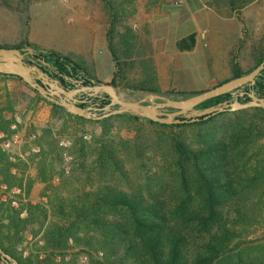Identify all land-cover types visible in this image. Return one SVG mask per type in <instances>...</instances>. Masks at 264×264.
<instances>
[{"label": "rangeland", "instance_id": "1", "mask_svg": "<svg viewBox=\"0 0 264 264\" xmlns=\"http://www.w3.org/2000/svg\"><path fill=\"white\" fill-rule=\"evenodd\" d=\"M99 1L110 13L106 35L100 28L92 31L91 18H88L91 14L83 6L86 1L0 0V46L23 44L25 52L30 54L34 50L25 44L31 43L32 39L33 45L39 49L42 47L73 59V52L68 51L70 48L65 47L62 40L65 37L81 39L82 57L89 62L87 52L90 49L86 46L94 44L92 52L101 73L97 75L105 78L116 71L109 40L120 64L116 86H112L120 99L146 106L183 100L164 92L158 95L135 89L142 82L150 83L147 71L151 60L147 62L145 58L141 32L152 20V15L156 17V12L165 13L162 8L171 0ZM204 1L206 8H212L213 3ZM252 1L255 3L250 10L264 5V0ZM191 2L195 8H204L197 0L187 3ZM229 2L233 10H238L239 16L244 2ZM243 22L244 38L235 47L233 59L237 60L242 71L250 73L264 50V31L254 16ZM152 35L163 36L165 33L157 30ZM199 69L205 75L192 76L194 80L190 79L188 85L184 83L187 90L181 88L182 91L199 93L206 88L209 75ZM224 73L221 70L211 76L218 80ZM0 74V104L16 107L19 120L15 122L23 135L20 143L11 147L15 161H11L4 151L10 171L0 163V185L8 186L6 190L0 189V246L6 251L0 250L11 257L10 264H14V260L18 264H108L109 256L93 240L94 237L101 239L102 231L89 223L67 220L61 211L68 212L69 205L79 195L107 186L175 201L178 180L173 166L175 151L171 138L180 134L188 143L198 144L208 134L221 133L231 122L242 117L241 112L230 111L216 122L202 127L200 134L195 127L171 130L152 125L148 118L134 111L117 113L121 110L117 104L104 107L102 114L89 107L91 118H78L65 108L54 109L50 100L38 94L23 79ZM232 76L233 71L230 73ZM82 88L77 84L76 89ZM104 94V90L86 89L74 98L80 102L84 97L102 98ZM234 103L239 102L234 100L231 104ZM170 110L164 109L163 112ZM239 111L246 112L249 118L261 116L252 108ZM66 141L70 143L64 147L63 142ZM111 154L114 155L112 158ZM246 155L264 156V139L251 141ZM19 188L21 191L18 192ZM13 201L18 205L13 206ZM20 210L19 214L15 212ZM48 229H55L58 235L63 234L53 246L44 239ZM77 238L84 240L77 243ZM248 241L264 243V232L252 234Z\"/></svg>", "mask_w": 264, "mask_h": 264}, {"label": "trees", "instance_id": "2", "mask_svg": "<svg viewBox=\"0 0 264 264\" xmlns=\"http://www.w3.org/2000/svg\"><path fill=\"white\" fill-rule=\"evenodd\" d=\"M25 47L32 48L34 52H25L23 44L0 46V49L22 50L27 54L28 64L39 65L67 90L76 89L77 84L83 87L101 84L89 78L69 57L39 49L28 42ZM109 49L117 68L110 84L115 87L120 64L112 42H109ZM261 64H264V50L259 54L256 67ZM231 68V79L248 74L240 69L234 59ZM6 76L22 80L15 75ZM154 82L155 78L152 77L151 83ZM143 85L135 89L160 93L156 87ZM238 90L244 92V96L238 99L240 104L251 102V93L264 99V70L256 78L255 84L245 85ZM232 101L233 95L228 93L207 100L196 110L231 104ZM110 104L108 94L102 98L84 97L79 102L80 107H93L100 111L99 114ZM52 106L65 110L54 101ZM252 109L261 116L249 118L244 111H234L241 112L242 117L231 122L221 133L208 134L198 144L188 143L180 134L171 138L175 151L173 166L178 180L175 201L107 186L79 195L69 205L68 212L61 211L63 217L79 224L89 223L102 231L101 239L94 237L93 240L109 256L108 264H264V243L248 241L252 234L264 232V156L246 155L251 141L264 139V108ZM5 111L10 113L13 107L0 104V131L11 136L18 127L17 130L11 129L16 120L13 116H7ZM228 112L230 110L181 124L165 125L149 119L148 122L171 130L195 127L200 134L202 127L216 122ZM113 156L110 155L111 158ZM0 163L3 166L9 164L1 149ZM6 169L10 171L9 167ZM15 212L19 214L21 210ZM62 236L55 229H48L44 239L49 246H53ZM83 240L77 238L76 242ZM0 248L5 250L2 246ZM0 264L10 263L2 256Z\"/></svg>", "mask_w": 264, "mask_h": 264}, {"label": "crops", "instance_id": "3", "mask_svg": "<svg viewBox=\"0 0 264 264\" xmlns=\"http://www.w3.org/2000/svg\"><path fill=\"white\" fill-rule=\"evenodd\" d=\"M81 1H86L83 3V6H85L86 10L91 14L88 18H91L92 31L100 28L103 34L106 35L110 25V13L105 4L101 3L99 0ZM197 1L201 3V5L203 4V9L199 6L195 8L196 5L191 2L187 3V5L178 12L169 10V7L166 5L162 8L165 13L161 12L159 14L156 12V17L155 14L152 15V20L148 22L144 32H141L140 35L143 40L142 46L146 52L145 58L147 62L151 60V64L147 71L150 83L142 82L140 85L144 84L148 88L156 86L160 91L159 94L164 92L175 95L177 98L183 100L191 98L193 95L190 94L197 95L211 90L232 78L230 77V73L232 74L231 63L233 61V52L238 42L242 41L244 38L243 20L251 19L253 16L258 18L261 22V30L264 31V5L258 6L259 8L257 7L255 10H250L255 1L235 0L236 2H244L241 3V14L238 16V10H233L234 8L231 7L229 0H207V2L213 3L212 8H206L204 0ZM187 23L189 24L186 25ZM157 30L165 33V35H152L153 32ZM30 41L32 44H35L32 39ZM80 42L81 39L77 38L68 39L65 37L62 40V44L70 48L68 51L73 52L74 56L72 60L84 70L89 78L93 81H99L101 84L112 81L115 74L114 72L112 75L109 74L108 77L105 78L98 77L97 75L101 73L98 71L99 67L92 52L94 44H87L86 46L87 49H90V51L87 52L89 62H86L82 57ZM107 42L109 46V40ZM41 49L46 50L42 47ZM199 67L209 75L210 79L208 80L209 82L206 88L199 93L198 91H193L194 93L182 91V89L187 90L185 89L186 86L184 83L187 84L190 79L194 80L192 76L196 77L199 73L204 74L200 72ZM221 70L226 73L218 80H214L212 73H218L221 72ZM142 74L143 78H145L144 69L142 70ZM152 77L155 78L154 84L151 83ZM5 114L9 117L13 116L16 122L19 120L16 107H13V111L10 113H6L5 111ZM16 128V123L11 125L12 130ZM21 139H23L21 129H18L17 132L11 136H7L0 131V148L2 151H4V149L6 151L5 146L7 144L14 146L15 144H19Z\"/></svg>", "mask_w": 264, "mask_h": 264}, {"label": "water", "instance_id": "4", "mask_svg": "<svg viewBox=\"0 0 264 264\" xmlns=\"http://www.w3.org/2000/svg\"><path fill=\"white\" fill-rule=\"evenodd\" d=\"M26 56L27 54L20 49L1 48L0 72L20 77L33 89L37 90L44 98L50 100L51 102H56L65 108L69 113L81 118H91L92 116L90 108L80 107L79 102L74 98L79 92L86 89L94 91L104 90V92L112 99L110 106L112 104H117L121 107V110L117 111V113L134 111L153 122L165 125L196 122L201 117H208L210 115L223 113L228 110L239 111L248 108H264V99L258 98L255 94H253L251 96L252 101L246 104L224 103L218 107H212L202 111L196 110L197 106L207 100L231 93L245 85L255 84L256 78L264 70V64L259 65L244 76L233 78L211 90L192 96L191 98L167 102L162 105L146 106L140 102H127L120 99L115 94L114 89L110 84L67 90L59 85L57 80L51 78L47 73H45L39 65L32 63L28 64ZM54 98H57V100ZM164 109H174L176 111L165 113L163 112ZM182 116L185 118L180 119ZM97 119H100V117ZM0 252L3 258L11 260L10 256L3 254L1 250ZM13 262L14 264H18L15 260Z\"/></svg>", "mask_w": 264, "mask_h": 264}, {"label": "built area", "instance_id": "5", "mask_svg": "<svg viewBox=\"0 0 264 264\" xmlns=\"http://www.w3.org/2000/svg\"><path fill=\"white\" fill-rule=\"evenodd\" d=\"M189 0H171L170 2H169V4H168V7H169V10H171V11H173V12H178V11H180V10H182L183 8H184V6L187 4V2H188ZM232 93V95H233V101L235 100V101H238V99L240 98V97H243L244 96V92L243 91H241V90H235V91H233V92H231ZM254 93H251L250 94V97L253 95ZM252 98V97H251ZM69 141H66V142H63V146L64 147H67L68 145H69ZM12 146H11V144H7L6 146H5V148H6V151H5V149H4V151L5 152H7L8 154H9V156H10V160L11 161H15L16 159L13 157V155H12V148H11ZM8 186H6V185H0V189H3V190H6V189H8L7 188ZM15 191V190H14ZM18 192L19 191H21L20 190V188L17 190ZM12 205L13 206H17L18 205V203L16 202V201H13L12 202Z\"/></svg>", "mask_w": 264, "mask_h": 264}, {"label": "flooded vegetation", "instance_id": "6", "mask_svg": "<svg viewBox=\"0 0 264 264\" xmlns=\"http://www.w3.org/2000/svg\"><path fill=\"white\" fill-rule=\"evenodd\" d=\"M174 111H176V110L172 109V110H170L168 113H171V112H174ZM180 118H181V119H184L185 117L182 116V117H180ZM8 262L10 263V260H8Z\"/></svg>", "mask_w": 264, "mask_h": 264}]
</instances>
